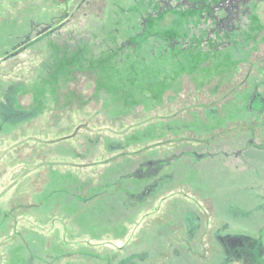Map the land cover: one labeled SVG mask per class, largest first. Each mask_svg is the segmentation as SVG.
Wrapping results in <instances>:
<instances>
[{
  "label": "rangeland",
  "instance_id": "obj_1",
  "mask_svg": "<svg viewBox=\"0 0 264 264\" xmlns=\"http://www.w3.org/2000/svg\"><path fill=\"white\" fill-rule=\"evenodd\" d=\"M0 264H264V0H0Z\"/></svg>",
  "mask_w": 264,
  "mask_h": 264
}]
</instances>
